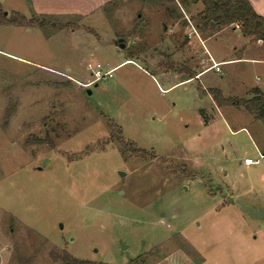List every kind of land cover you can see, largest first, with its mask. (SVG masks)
Returning <instances> with one entry per match:
<instances>
[{
  "label": "rangeland",
  "instance_id": "rangeland-1",
  "mask_svg": "<svg viewBox=\"0 0 264 264\" xmlns=\"http://www.w3.org/2000/svg\"><path fill=\"white\" fill-rule=\"evenodd\" d=\"M190 1L115 0L88 15L99 0H0V264H64L65 252L264 264V221L235 202L264 206V158L244 163L264 152V120L219 106L170 63L187 40L210 69L207 50L230 58L245 38L236 26L201 31L203 5ZM129 53L94 82L97 64L106 72ZM219 68L201 86L248 98L245 66Z\"/></svg>",
  "mask_w": 264,
  "mask_h": 264
},
{
  "label": "crops",
  "instance_id": "crops-1",
  "mask_svg": "<svg viewBox=\"0 0 264 264\" xmlns=\"http://www.w3.org/2000/svg\"><path fill=\"white\" fill-rule=\"evenodd\" d=\"M113 1L115 0H99L98 8H95L93 12L90 11L88 13L87 12H83V13H87L88 15L93 14L97 11H100V9L103 8V6ZM249 2L253 6V8L257 11V13H259L260 15L264 17V0H249ZM236 28L240 29L238 26H236L234 29ZM243 36L245 38V44L239 50H238V47L234 48L236 55L233 57L219 59L217 56H215L214 52L209 53L207 50L206 53L209 54V59L210 58L213 59L212 63L219 64V67L221 65H227V64L245 66V75L247 74V78H246L247 81L242 83L244 86L246 85L247 87L246 94L248 98H245V99L246 100L252 99L253 97H255V95H257L256 92L261 93V95L264 98V82H263V85L256 82L257 79L259 80V82H261L262 79L264 80V41L248 38L244 34ZM198 37L200 40L199 42L203 45L210 38V36H208L202 39L199 32H198ZM175 43L176 45H179L178 41H176ZM239 52L240 53L242 52V53L239 54ZM170 57H172V59H170V63H172V65L177 64L178 70L180 71V73L185 72L184 73L185 77L181 81H185L187 83H193L197 81L199 84L198 90L199 91L202 90L209 96L213 97L210 94L209 90H207V88H211V87L201 86V79L207 74V72L215 68L203 69L201 71V55L199 54L198 49L196 50V48H194L193 44H191L187 40L183 41L182 43H180L178 48L171 50ZM127 61H131V60L127 59L124 62H121L119 65H117L114 68L121 66L123 63ZM172 67H175V66H172ZM211 89L220 90L222 92L223 97L225 98H230V97L238 98L237 94H232V92L228 93L227 90H225V87L223 86V84L221 83L217 85V88H211ZM240 99H243V98H240ZM246 128L247 127L245 125H241L238 128L231 130V133H238L241 131H246L247 130ZM262 154L264 155V152ZM236 207H237V210L241 208L239 205ZM156 264H198V263L196 260L191 259V257H188L184 255L183 253V254H178V255L168 254L167 256L163 257V259L158 261Z\"/></svg>",
  "mask_w": 264,
  "mask_h": 264
},
{
  "label": "trees",
  "instance_id": "trees-1",
  "mask_svg": "<svg viewBox=\"0 0 264 264\" xmlns=\"http://www.w3.org/2000/svg\"><path fill=\"white\" fill-rule=\"evenodd\" d=\"M163 3L170 2L172 0H156ZM203 4V10L197 14L198 22L196 27L201 31L216 33L220 29H224L231 26H238L242 33L248 38L254 40L264 41V17L257 13L253 8L249 0H198ZM114 2V1H113ZM111 2V4L113 3ZM191 2V1H190ZM184 2L183 4L187 5ZM110 4V3H109ZM192 4V3H190ZM168 19H180L184 15L179 12L178 9H170L166 14ZM41 25L44 21L40 22ZM128 60L132 59V53ZM210 94L219 106L229 104L236 106H244L249 112L257 113L259 106L264 105V98L261 93L256 92L257 95L252 99H240L235 97L225 98L222 92L218 89H211ZM56 261L61 260L64 264H95L89 261H76L71 259V256L65 252L62 256H56ZM21 264H31L30 259L20 258Z\"/></svg>",
  "mask_w": 264,
  "mask_h": 264
},
{
  "label": "water",
  "instance_id": "water-1",
  "mask_svg": "<svg viewBox=\"0 0 264 264\" xmlns=\"http://www.w3.org/2000/svg\"><path fill=\"white\" fill-rule=\"evenodd\" d=\"M196 1L197 0H192V3H195ZM115 44L118 45L121 49L125 48V43L122 42V39L116 41ZM258 114L264 120V105L259 106ZM120 174L123 175L124 172L120 171ZM235 202L241 207V210L251 218L264 221V206L248 205L242 199H235ZM125 248L127 247L122 243V249Z\"/></svg>",
  "mask_w": 264,
  "mask_h": 264
},
{
  "label": "built area",
  "instance_id": "built-area-1",
  "mask_svg": "<svg viewBox=\"0 0 264 264\" xmlns=\"http://www.w3.org/2000/svg\"><path fill=\"white\" fill-rule=\"evenodd\" d=\"M195 33L198 34L196 31H195ZM211 61H213L212 58H211ZM96 68L97 69H93L92 70V76L95 77L94 78V82H97L100 79L112 78L113 72L115 70V68H112V69H110V70H108L106 72H103L102 65L101 64H97L96 65ZM210 68H215L216 71H219L220 70L219 64H217V63H214ZM262 158H264V155L263 154H261L260 155V158L259 159H256V160H254L252 158H247V159L244 160V163L246 165H249V166L250 165H255V164H258L260 162V159H262Z\"/></svg>",
  "mask_w": 264,
  "mask_h": 264
}]
</instances>
